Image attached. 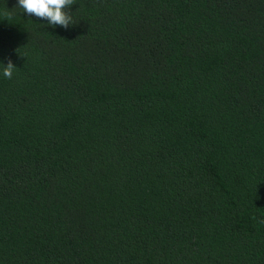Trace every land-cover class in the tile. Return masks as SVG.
<instances>
[{
    "label": "trees",
    "instance_id": "16d2710c",
    "mask_svg": "<svg viewBox=\"0 0 264 264\" xmlns=\"http://www.w3.org/2000/svg\"><path fill=\"white\" fill-rule=\"evenodd\" d=\"M16 6L0 264H264V0Z\"/></svg>",
    "mask_w": 264,
    "mask_h": 264
},
{
    "label": "clouds",
    "instance_id": "9594fccd",
    "mask_svg": "<svg viewBox=\"0 0 264 264\" xmlns=\"http://www.w3.org/2000/svg\"><path fill=\"white\" fill-rule=\"evenodd\" d=\"M73 4L74 0H17L16 7L29 16L46 20L49 26H60L67 29L72 24V17L67 9ZM2 14L6 20L11 19V13L7 8ZM0 68L3 69L2 74L6 79H11L16 70L11 60H8L6 66L0 64ZM261 222L264 223V221Z\"/></svg>",
    "mask_w": 264,
    "mask_h": 264
}]
</instances>
